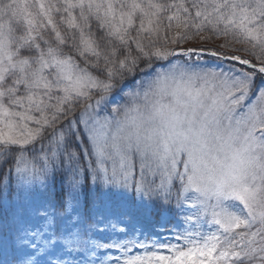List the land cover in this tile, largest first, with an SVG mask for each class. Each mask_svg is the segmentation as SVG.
I'll list each match as a JSON object with an SVG mask.
<instances>
[{
    "label": "snow or ice",
    "instance_id": "snow-or-ice-1",
    "mask_svg": "<svg viewBox=\"0 0 264 264\" xmlns=\"http://www.w3.org/2000/svg\"><path fill=\"white\" fill-rule=\"evenodd\" d=\"M0 264H264V0H0Z\"/></svg>",
    "mask_w": 264,
    "mask_h": 264
}]
</instances>
